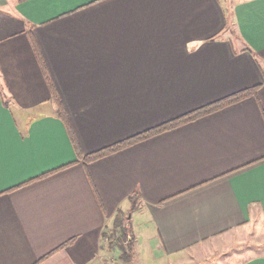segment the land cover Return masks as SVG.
I'll return each instance as SVG.
<instances>
[{
	"label": "crops",
	"instance_id": "obj_1",
	"mask_svg": "<svg viewBox=\"0 0 264 264\" xmlns=\"http://www.w3.org/2000/svg\"><path fill=\"white\" fill-rule=\"evenodd\" d=\"M230 7L0 0V264H106L104 234L126 217L132 262L158 253L161 264L264 220V0ZM240 264H264V254Z\"/></svg>",
	"mask_w": 264,
	"mask_h": 264
},
{
	"label": "rangeland",
	"instance_id": "obj_2",
	"mask_svg": "<svg viewBox=\"0 0 264 264\" xmlns=\"http://www.w3.org/2000/svg\"><path fill=\"white\" fill-rule=\"evenodd\" d=\"M226 1L229 7H232L239 0ZM234 30L236 33L235 27ZM106 233L109 236L115 235L114 238H116L117 233L114 227ZM110 240L111 238L104 239L107 252L106 257H108V259L104 260L106 264H130L123 259L119 260L116 256L114 260L110 258V255L121 254L120 250H118L119 247L110 248ZM261 254H264V220L260 218L252 220L248 225L239 230L228 232L215 240H210L200 246H196L186 254L179 256V258H173L170 261L163 260L161 264H240L249 257ZM157 257L161 258V255L154 253L152 256L153 261H151V257L148 254L144 253L143 256L139 254L138 260L133 262L131 260V264H154L156 263L154 262V258Z\"/></svg>",
	"mask_w": 264,
	"mask_h": 264
},
{
	"label": "trees",
	"instance_id": "obj_3",
	"mask_svg": "<svg viewBox=\"0 0 264 264\" xmlns=\"http://www.w3.org/2000/svg\"><path fill=\"white\" fill-rule=\"evenodd\" d=\"M37 54L39 57V53H37ZM39 59H40V65L42 67V70L46 74L48 83L53 88V84H52L51 79H50L48 72H47V66L45 64V61L41 57H39ZM258 89H259V85L252 87V88H247V89L241 90L239 92H236L234 94H231L229 96H226V97H224V98H222L216 102H212L210 104H207L205 106L197 108V109L190 111V112H188L182 116L174 118L168 122H165L163 124H160L158 126L150 128L149 130H146L144 132L136 134L135 136H132L128 139L120 141V142H118L112 146H109V147L103 148L101 150L89 153L84 157V160L86 162L96 160V159H98L104 155H107V154L113 153L115 151H118L120 149H123L125 147H128V146H130V145H132L138 141H141L143 139H146L148 137L156 135L160 132H163V131L172 129L174 127H177L179 125H183L187 122L193 121L199 117L205 116V115L210 114L212 112H215L219 109H222L228 105L234 104V103L239 102L243 99H246L250 96H253L258 92ZM56 95L57 94L54 90L53 100L56 101V103L58 104V110L60 111V114H63V108L61 106V100ZM4 103L6 105H8V101L6 98H4ZM74 143L77 147L76 142H74ZM128 222H129V220H127V217L121 218V219L120 218L116 219V222H115V229L117 231L116 238H114L115 235L109 236L108 233H105L104 236L111 238L110 248L114 249L116 247H119V249H121L120 259L125 260L127 263H131V257H132L131 253L133 251V236H132V232H131V227L128 224ZM72 241H73V239L69 240L68 242H66L65 244H63L60 247H65L68 243H70ZM46 257L47 256H45V258Z\"/></svg>",
	"mask_w": 264,
	"mask_h": 264
}]
</instances>
